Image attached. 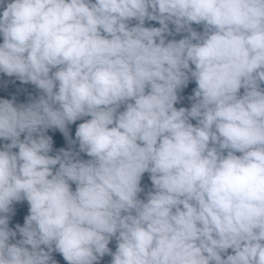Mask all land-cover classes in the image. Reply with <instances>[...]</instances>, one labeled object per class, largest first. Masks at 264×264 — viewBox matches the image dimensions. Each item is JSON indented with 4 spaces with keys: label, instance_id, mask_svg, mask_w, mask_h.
<instances>
[{
    "label": "clouds",
    "instance_id": "1",
    "mask_svg": "<svg viewBox=\"0 0 264 264\" xmlns=\"http://www.w3.org/2000/svg\"><path fill=\"white\" fill-rule=\"evenodd\" d=\"M0 9V73L42 93L0 99V264H56L53 252L67 264H264V0ZM169 25L188 35L166 42ZM190 80L194 102L177 109ZM81 120L78 152L49 155L46 130L67 138ZM21 201L29 215L13 231Z\"/></svg>",
    "mask_w": 264,
    "mask_h": 264
},
{
    "label": "trees",
    "instance_id": "2",
    "mask_svg": "<svg viewBox=\"0 0 264 264\" xmlns=\"http://www.w3.org/2000/svg\"><path fill=\"white\" fill-rule=\"evenodd\" d=\"M3 9H0L2 11ZM133 25L136 23V21L131 22ZM145 27H160L159 23L156 21H146ZM193 29L197 32L203 31L202 25H192ZM170 31H172V35H166V42L171 40H180L187 36V33L181 32L176 33L174 30L173 25H169ZM3 42L2 37H0V43ZM194 67V66H193ZM197 87L194 80H190L187 87H183L178 91V102L175 104V107L177 109L184 107V108H190L193 100L190 99L194 95V89ZM264 87V85H262ZM41 91L37 89L34 85L31 83H22L19 81L16 77H8L7 75L0 73V99H8L11 101H14L15 105H27L28 103L33 102L34 100L38 99L41 95ZM241 94H243V89H241ZM86 119H90L86 118ZM83 121H77L75 124H70L67 126L68 128V137L66 138L62 132H60L58 129H48L46 130L45 134L52 139V152L49 153V155L55 156L61 149H64L66 151H73L78 152V144L76 145H70L69 140H75V131L76 127L79 123H82ZM193 124H195V121H192ZM24 136L22 134L21 139H23ZM4 143H9V141H3L0 140V147ZM14 151H18V149H14ZM239 155V153H237ZM79 159L87 160L90 159L86 156L84 153L79 154ZM58 167V166H57ZM141 188L143 191L139 193L140 199H146L147 193L152 190V184L150 180V175L148 173H145L141 178ZM72 189L75 190V185H71ZM29 215V205L27 201H21V202H15L12 205V211L8 214L9 216V228L13 231L16 230V225H20L21 227L24 226L25 218ZM22 237L20 236L19 232H17V236L15 240H12V243H15L17 240H20ZM109 248L112 250V252H115L116 249V241L113 239L110 244ZM47 250V249H45ZM229 254H231V250H229ZM52 259L56 261V264H67V262L63 259L62 255L58 252H53ZM111 262V256L105 255L100 261L99 264H110Z\"/></svg>",
    "mask_w": 264,
    "mask_h": 264
}]
</instances>
